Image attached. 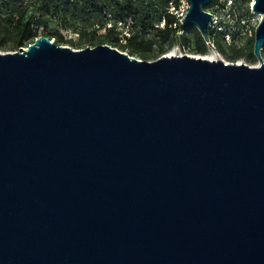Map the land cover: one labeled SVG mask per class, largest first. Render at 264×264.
Segmentation results:
<instances>
[{"label":"water","instance_id":"1","mask_svg":"<svg viewBox=\"0 0 264 264\" xmlns=\"http://www.w3.org/2000/svg\"><path fill=\"white\" fill-rule=\"evenodd\" d=\"M183 25L207 43L211 0ZM259 65L41 35L0 52V264H264Z\"/></svg>","mask_w":264,"mask_h":264},{"label":"trees","instance_id":"2","mask_svg":"<svg viewBox=\"0 0 264 264\" xmlns=\"http://www.w3.org/2000/svg\"><path fill=\"white\" fill-rule=\"evenodd\" d=\"M158 0H0V49L18 50L27 46L37 37L46 35L54 38L58 44H110L127 51L131 55H141L147 58L152 51L148 43V34L153 30L159 43L157 57L167 52L175 44L176 33L180 29L187 30L177 15L169 10V4L161 8ZM170 1V0H168ZM219 0H211L204 5L207 9ZM224 5V4H223ZM235 18V13H232ZM115 19V23L108 26V19ZM57 22L56 28L51 29L53 21ZM132 25L127 27L128 21ZM118 22H125L119 26ZM156 24H163L156 27ZM230 23L224 24L220 37L225 33L229 35ZM64 30H69L78 35V43L68 39ZM104 30L103 34L100 31ZM127 30V31H126ZM171 36V39L166 37ZM211 42L207 43L203 36H198V50L206 52L208 44H213L223 54L226 47L215 32H210ZM225 39V37H224ZM234 37L232 48L239 44ZM184 41L189 40L184 37ZM250 55H254L255 37L251 39ZM167 42V45L164 43ZM82 47V46H78ZM242 51L238 50L237 56ZM264 56V43L262 48Z\"/></svg>","mask_w":264,"mask_h":264},{"label":"rangeland","instance_id":"3","mask_svg":"<svg viewBox=\"0 0 264 264\" xmlns=\"http://www.w3.org/2000/svg\"><path fill=\"white\" fill-rule=\"evenodd\" d=\"M242 1L243 2L241 5H238V7L232 10L223 5V0H219V3L206 9L217 15L216 22L214 23L213 27H210V32H215L216 36L222 40L224 46L226 47V53L223 54L212 43L208 44L206 52H200L198 50L199 43L197 41V38H199L198 36H202V34L196 25L187 24L186 25L188 26L187 30L180 29L179 31H177L175 44L171 48H169L167 52L161 54L158 57L155 54L158 51L159 43H154V39H158V37L157 35H154L156 34V32L152 30L150 34H148V43L152 45V51L149 52V56L147 58H142L141 55H136V56L138 58L148 60V61L155 60L165 54L167 55H192L196 57H206V58H208V56H216L217 59L221 58V59H224L230 62L246 63L249 65H259L260 62L258 58L252 57L250 55V49L252 47L251 39L255 37L256 27L261 19V15L253 12L252 6H250V0H242ZM169 2L170 1L168 0H158L157 4L161 8H165L169 4ZM179 4H181V2H179ZM232 13H235L236 17L238 16L240 18H243L245 20V26L246 27L248 26V30L246 31V33L239 36V38L236 40L237 43L239 44L236 48H232L231 46L233 45L232 43H234V36L232 34V29L234 27V24L236 23V18H233V15H230ZM176 15L181 22L183 15H180V14H176ZM226 21L227 23L231 24V27H230L231 31H229L230 35H227L225 33V36H224L225 39H224V37H220L219 32L222 31L221 29L223 28ZM107 22H108V26H110L111 24L115 23V19L109 18ZM118 25L124 26L125 22L123 23L118 22ZM131 25H132V22L129 20L126 25V29L127 27ZM159 25L163 27V24H156V27ZM56 26H57V22L54 20L51 24V29L54 30ZM64 33L68 39H73L75 43H78V35L76 33L69 31V30H64ZM103 33H104V30H101L100 34H103ZM184 37H186L189 41L185 42ZM167 38H169L170 40L171 36L166 37V39ZM52 40H54V38ZM164 44L167 45V42H165ZM64 45L72 46L75 49H82L87 46H90V47L95 46L93 44L71 45V43L64 44ZM78 46H82V47H78ZM238 50L242 51L241 52L242 54H240L239 56H237ZM6 51H14V50L0 49V52H6Z\"/></svg>","mask_w":264,"mask_h":264},{"label":"built area","instance_id":"4","mask_svg":"<svg viewBox=\"0 0 264 264\" xmlns=\"http://www.w3.org/2000/svg\"><path fill=\"white\" fill-rule=\"evenodd\" d=\"M179 2H181V4H179ZM242 2H243L242 0H223L224 6L231 9V10L238 7V5H241ZM253 3H254V1L250 0V6H253ZM189 7H190V3L188 0H170V2H169L170 12L180 14V15H184L188 11ZM211 13H213V12H211ZM213 14H214V19L211 23V27H213V25L217 19V15L215 13H213ZM230 15H232V14H230ZM235 18H236V23L234 24V27L232 29V34L236 39H238L239 36L246 33V31L248 30V26L247 27L245 26V20L243 18H240L238 16L237 17L235 16ZM52 41H54V40H52Z\"/></svg>","mask_w":264,"mask_h":264},{"label":"bare ground","instance_id":"5","mask_svg":"<svg viewBox=\"0 0 264 264\" xmlns=\"http://www.w3.org/2000/svg\"><path fill=\"white\" fill-rule=\"evenodd\" d=\"M210 59H217L216 56H208Z\"/></svg>","mask_w":264,"mask_h":264}]
</instances>
